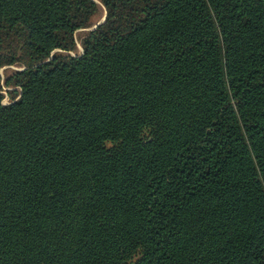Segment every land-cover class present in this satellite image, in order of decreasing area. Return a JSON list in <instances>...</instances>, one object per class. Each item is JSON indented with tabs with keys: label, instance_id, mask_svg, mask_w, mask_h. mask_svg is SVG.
I'll use <instances>...</instances> for the list:
<instances>
[{
	"label": "trees",
	"instance_id": "1",
	"mask_svg": "<svg viewBox=\"0 0 264 264\" xmlns=\"http://www.w3.org/2000/svg\"><path fill=\"white\" fill-rule=\"evenodd\" d=\"M0 264H264V0H0Z\"/></svg>",
	"mask_w": 264,
	"mask_h": 264
},
{
	"label": "rangeland",
	"instance_id": "2",
	"mask_svg": "<svg viewBox=\"0 0 264 264\" xmlns=\"http://www.w3.org/2000/svg\"><path fill=\"white\" fill-rule=\"evenodd\" d=\"M106 12L105 9L103 7H101V11L99 13V15L97 16V20H100L99 23L105 18ZM97 26V25H96ZM85 36V31H79L76 38H77V51L72 52V55H76V54H81L83 52V47H82V40ZM24 67L20 66V65H14V66H8V67H4L1 70V75L3 77V85H4V91H3V104H10L12 102V97L9 94V91L15 90L13 87H8L6 85V81L7 79L12 75V73L14 71H19L22 70ZM18 89V88H17ZM17 91L20 92V89H18Z\"/></svg>",
	"mask_w": 264,
	"mask_h": 264
},
{
	"label": "water",
	"instance_id": "3",
	"mask_svg": "<svg viewBox=\"0 0 264 264\" xmlns=\"http://www.w3.org/2000/svg\"><path fill=\"white\" fill-rule=\"evenodd\" d=\"M105 22V18L100 22V23H98L97 24V26H99L100 24H102V23H104ZM97 26H95V28L94 29H96L97 28Z\"/></svg>",
	"mask_w": 264,
	"mask_h": 264
}]
</instances>
